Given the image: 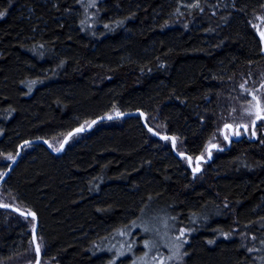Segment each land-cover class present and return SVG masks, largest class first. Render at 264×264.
<instances>
[{"label": "trees", "instance_id": "trees-1", "mask_svg": "<svg viewBox=\"0 0 264 264\" xmlns=\"http://www.w3.org/2000/svg\"><path fill=\"white\" fill-rule=\"evenodd\" d=\"M189 1L102 0L89 34L76 0H0V179L23 142L52 148L114 113L141 112L190 161L206 147L225 148L226 141L207 145L223 139L225 125L245 126L240 107L263 81L251 18L264 16V0ZM262 130L259 120L251 140L240 129L242 137L211 151L205 173L193 179L186 158L138 116L97 123L59 155L41 144L23 147L0 186V205L36 216L38 264H105L107 255L91 253L94 242L125 229L151 203L182 227L204 212L217 215L190 235L183 264H258ZM32 229L33 220L0 208V264H34Z\"/></svg>", "mask_w": 264, "mask_h": 264}, {"label": "rangeland", "instance_id": "rangeland-1", "mask_svg": "<svg viewBox=\"0 0 264 264\" xmlns=\"http://www.w3.org/2000/svg\"><path fill=\"white\" fill-rule=\"evenodd\" d=\"M101 1L102 0H76L79 6L80 28L82 27L81 29L86 33L89 31V34H91L100 24L99 4ZM189 2L190 6L195 3L193 0ZM187 4L188 3L182 4V6L187 7ZM251 26L260 42L262 54L264 56V16L261 14L254 15L251 18ZM258 74L264 75V67H262ZM110 115L113 114H109L108 116ZM238 115L243 120L242 124L247 127V136L251 137L252 134L249 133V129H251L253 120L258 116H264V77L262 83L249 94L248 100L242 103ZM159 131L163 133L161 128ZM219 131H221V129ZM262 132L264 134V130H262ZM238 133L239 136L242 137L241 131ZM258 133L259 130L256 129V137ZM223 136L226 138L228 137L227 131L224 132ZM224 137L220 142L218 139L212 140L207 146H224ZM78 139L79 136H74L68 140V143H74ZM58 145L59 141L51 143L53 149H56ZM176 151H183L179 142H176ZM202 157L206 158L205 152ZM12 159L11 156H5L4 162L10 163ZM181 162L186 164L184 160ZM198 168L199 171L197 174L199 177H202L205 173V167L199 165ZM190 169H195L193 160L191 161ZM191 175L192 178L195 179V175L193 173H191ZM204 213L205 214L200 215L198 219H190L192 222L188 223L186 227H182L178 224V218L174 217L163 205L157 206L156 203H151L148 205V208L143 210L140 216L131 221L125 229L97 239L91 246V253L94 256L107 255L108 258L105 264H182L188 256L187 246L190 244V239L188 240L190 235L199 225L203 224L201 228H207L211 222L217 219V215L213 216V214ZM206 214H209V216ZM201 218L202 223L197 222V220L199 221ZM234 236L236 237L235 230L233 233L226 234L225 238ZM39 248L42 255L43 245L40 244ZM261 250L264 253V248ZM253 252H255V250H253ZM256 261L258 264H264V255H259L257 253ZM40 264L47 263L45 261H40Z\"/></svg>", "mask_w": 264, "mask_h": 264}, {"label": "water", "instance_id": "water-1", "mask_svg": "<svg viewBox=\"0 0 264 264\" xmlns=\"http://www.w3.org/2000/svg\"><path fill=\"white\" fill-rule=\"evenodd\" d=\"M131 116H138L140 118L141 124L144 127L145 130H147L153 137L157 138V139H168L170 141V148L173 154H175L177 157H181V156H185V155H181V154H176L177 152L175 151V147H174V139L173 137L169 136V135H158L156 133H154L148 126H146L145 122H144V116L141 112L137 111V112H131V113H120V114H115V115H110V116H102L99 118H96L94 120H92L86 127L84 128H76L72 131H70L61 141L60 145L58 146V148L56 150H51L50 146L48 144L47 141L45 140H29V141H25L22 144H20L16 150V155L12 161V163L9 165L7 171L5 172V174L2 176V178L0 179V186L2 185V183L4 182V180L6 179V177L8 176V174L10 173V171L12 170V168L14 167V165L16 164V162L19 160L21 152H22V148L25 146H32L34 144H41L43 145L50 153L54 154V155H59L65 145L67 144L69 138L71 136H73L74 134H84L87 133L95 124L100 123V122H106V121H113L115 119H119V118H123V117H131ZM238 128H241L244 130L243 126H239ZM238 128H235L233 130V127L231 125H225L222 128V134L225 132V130H227L228 132V137L232 140H235L238 137ZM232 131H234V136L232 135ZM228 139V138H227ZM226 140V139H225ZM211 151H221L220 148L216 147V146H209L206 149V155H207V159H203L202 157H198L195 159L194 161V167L195 170L193 173L196 174L199 169H198V163H208L211 160ZM187 160V164L188 167L191 168L190 166V160L188 157H186ZM1 209H5V210H10L24 218H29L31 220H33V229H32V245L34 248V253H35V262L34 264H38L39 260H40V252L37 251L38 247L36 244V235H37V219L35 215H30V213L27 212H23L17 208L14 207H10V206H1ZM33 214V213H31Z\"/></svg>", "mask_w": 264, "mask_h": 264}, {"label": "bare ground", "instance_id": "bare-ground-1", "mask_svg": "<svg viewBox=\"0 0 264 264\" xmlns=\"http://www.w3.org/2000/svg\"><path fill=\"white\" fill-rule=\"evenodd\" d=\"M116 114H118V113H116ZM126 118V117H125ZM120 119V118H119ZM116 120V119H115ZM259 120H264V116H258L257 118H255L254 120H253V122H252V126H251V132H253V129H254V126L256 125V123H257V121H259ZM107 122V121H106ZM108 122H110V121H108ZM100 123H102V122H100ZM239 126H243V125H239ZM239 126H237L236 128H238ZM244 127V130L243 129H241V128H238V131L241 129L242 131H243V133H244V136H247L246 134H247V129H246V127L245 126H243ZM91 130V129H90ZM89 130V131H90ZM88 131V132H89ZM224 134V133H223ZM75 135V134H74ZM65 137V136H64ZM72 137V136H71ZM70 137V138H71ZM69 138V139H70ZM239 138V133H238V137L235 139V140H232V139H230V138H228V139H226L225 141H226V144H227V146L225 147V148H220L221 149V151H223V150H226V149H228V147L230 146V144H231V142H233V141H236L237 139ZM252 139H254V135H252V137H251V140ZM50 149L51 150H53L51 147H50ZM176 154H180V153H176ZM175 155V154H174ZM181 155H185V154H181ZM176 156V155H175ZM186 157H188L187 155H185ZM185 156H181V157H183V158H185ZM181 157H178V158H181ZM190 157V156H189ZM188 157V158H189ZM189 160H190V158H189ZM191 162V161H190ZM183 264V263H182Z\"/></svg>", "mask_w": 264, "mask_h": 264}, {"label": "flooded vegetation", "instance_id": "flooded-vegetation-1", "mask_svg": "<svg viewBox=\"0 0 264 264\" xmlns=\"http://www.w3.org/2000/svg\"><path fill=\"white\" fill-rule=\"evenodd\" d=\"M207 158V157H206ZM205 158V159H206ZM210 162V161H209ZM202 164H206V163H200V165H202ZM190 166H191V162H190ZM187 167H188V164H187ZM188 169L193 173V171L188 167ZM199 169V168H198ZM194 174V173H193Z\"/></svg>", "mask_w": 264, "mask_h": 264}, {"label": "snow or ice", "instance_id": "snow-or-ice-1", "mask_svg": "<svg viewBox=\"0 0 264 264\" xmlns=\"http://www.w3.org/2000/svg\"><path fill=\"white\" fill-rule=\"evenodd\" d=\"M0 15H3V13H0ZM30 215H34V214H31V213H30ZM37 251H39V249H37Z\"/></svg>", "mask_w": 264, "mask_h": 264}]
</instances>
